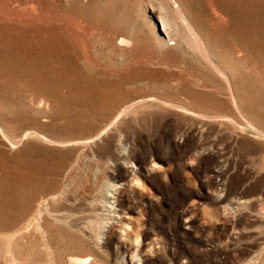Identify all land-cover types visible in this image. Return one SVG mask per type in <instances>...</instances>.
I'll use <instances>...</instances> for the list:
<instances>
[{
	"label": "rangeland",
	"instance_id": "374dc122",
	"mask_svg": "<svg viewBox=\"0 0 264 264\" xmlns=\"http://www.w3.org/2000/svg\"><path fill=\"white\" fill-rule=\"evenodd\" d=\"M180 1L235 101L208 59L157 42L149 0H0V235L43 224L25 253L264 264V0ZM49 194L90 231L39 211Z\"/></svg>",
	"mask_w": 264,
	"mask_h": 264
},
{
	"label": "bare ground",
	"instance_id": "6f19581e",
	"mask_svg": "<svg viewBox=\"0 0 264 264\" xmlns=\"http://www.w3.org/2000/svg\"><path fill=\"white\" fill-rule=\"evenodd\" d=\"M20 1L22 3H25L28 0ZM184 7L185 6H183L180 0H149V11H156L158 9L157 18L161 22V27L159 25L155 28L157 42L163 47L186 45L193 51L201 54L202 57L208 59L215 67L214 69H216L221 75V78L226 84V87L232 98L231 101H235V92L233 89L230 74L227 72L226 68H224L219 62L215 60V54L212 51L207 39L205 38L207 36L203 35V33L201 32L202 29L200 30L198 28V26L195 24L196 21H193ZM124 40L125 39L123 37L120 38L121 43ZM29 133L34 134L33 131H27L25 135H28ZM14 175L15 183L21 184L22 177L18 176L17 174ZM104 183L105 190L101 204L103 207L101 208V210H97L96 214L103 218L102 222L104 225H106L110 222L111 215L112 213H114V208H116L114 198L119 185L115 182H110L107 180L104 181ZM54 199L55 196L52 194H49L47 197H42L38 210L50 214L51 217H53V219L56 221L69 223V225L73 228H78L82 231H90V223H92V220H90L88 224H85V226H82L75 222H69V220L66 219L67 216L61 217L59 216V214L57 215V213H54L55 209L49 207L48 205V201H53ZM245 202H247V199L242 198L240 200H237V203ZM41 226H43V224L29 219L28 222L22 223L12 233L8 235H0V264H48V261H44L43 263V261L41 260L43 254L41 250L36 248H29V250H27L25 253V247H23L30 240L31 230L34 228H39ZM50 255L51 257H53L54 254L51 252ZM68 261L71 264H86L87 257L82 258L77 256H69ZM50 264L62 263H60V261L58 262L53 260L52 262H50Z\"/></svg>",
	"mask_w": 264,
	"mask_h": 264
}]
</instances>
